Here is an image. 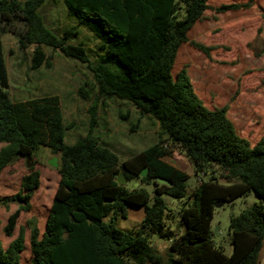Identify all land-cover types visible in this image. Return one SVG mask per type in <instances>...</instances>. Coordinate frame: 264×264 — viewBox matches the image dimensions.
I'll list each match as a JSON object with an SVG mask.
<instances>
[{"label":"trees","instance_id":"trees-1","mask_svg":"<svg viewBox=\"0 0 264 264\" xmlns=\"http://www.w3.org/2000/svg\"><path fill=\"white\" fill-rule=\"evenodd\" d=\"M45 1L0 0V175L20 158L32 161L43 147L60 157V182L44 231L36 220L27 221L6 248L0 242V264H21L26 228L31 264H259L264 249V140L251 147L227 117L228 105L208 108L186 70L173 75L180 48L207 11H240L255 0L218 8L209 0H61L78 27L86 28L98 42L94 61L84 45L69 43L78 35L76 28L61 37L46 26L40 13ZM8 33L17 37L22 49L36 46L33 69L47 62L43 46L87 64L98 99L130 102L140 116L156 123L159 142L124 162L100 147L91 132L66 146L65 135L72 126L64 123L58 96L11 99L2 43V35ZM197 47L210 57V48ZM78 94L88 100L85 87ZM96 111L95 104L89 110L91 129ZM173 151L185 157L200 178L192 204L181 211L185 229L181 234L168 226L162 198L185 197L189 175L168 161ZM144 169L146 177L141 176ZM121 175L138 186L119 184ZM158 177L173 187L158 185L154 181ZM40 186L41 173L34 165L22 178L19 192L6 200L19 205L3 228L6 237H14L20 215L31 210ZM250 193L261 202L231 218L232 254L227 256L213 239L214 210L217 204ZM130 207L143 208L145 217L138 228L122 231L115 222L127 218ZM156 235L169 242L165 253L153 246Z\"/></svg>","mask_w":264,"mask_h":264},{"label":"rangeland","instance_id":"rangeland-1","mask_svg":"<svg viewBox=\"0 0 264 264\" xmlns=\"http://www.w3.org/2000/svg\"><path fill=\"white\" fill-rule=\"evenodd\" d=\"M246 2L248 0H209L212 8ZM40 13L46 26L61 37H64L66 30L76 28L78 35L69 43L84 45L90 59H97L98 42L86 28L78 27L77 18L61 0H46ZM18 28L21 31L23 26ZM188 37L189 42L178 52L173 75L186 70L194 91L208 108L228 105L227 117L236 132L254 147L264 140V0H255L253 6L240 11L219 14L214 10L207 11L204 19L196 23L188 33ZM2 43L9 75L7 91L11 99L24 102L58 96L64 123L72 126L65 135L66 146L74 145L91 132L100 147L110 149L124 162L159 142L160 131L156 123L140 116L130 102L117 98L98 99L97 86L87 64L65 57L60 50L43 46L47 62L33 69L32 58L36 46L22 49L17 37L11 33L2 35ZM198 44L211 49L210 57L197 47ZM82 87L89 93L88 100L78 94ZM95 104L96 124L91 129L89 110ZM54 158L58 160L57 168L49 164ZM168 161L176 163L189 175L183 199L162 197L166 204L168 226L175 233L181 234L185 230L181 224V211L192 204L200 178L177 151H173ZM34 165L41 173V186L31 199V210L20 215L13 238L17 237L20 227H26L27 221L31 219L36 220L40 230L44 231L60 182V157L53 155L49 148L42 147L32 161L20 158L0 175V242L5 248L12 238L4 235L3 228L19 207L16 202L6 200L19 192L22 178ZM203 180L208 181V177ZM123 185L129 189L138 186L127 180ZM148 190L153 192L152 187H148ZM260 202L254 193H250L214 210L211 224L213 239L215 245L223 248L227 256L232 254L229 233L231 218ZM144 217L143 208L130 207L128 217H119L115 226L122 231H131L140 226ZM110 220L111 216L105 219L106 222ZM26 234L29 235L28 228ZM152 242L161 253H165L169 247V242L157 235L152 237ZM29 246L28 243L27 250L22 253L21 264H31ZM259 264H264V249Z\"/></svg>","mask_w":264,"mask_h":264},{"label":"water","instance_id":"water-1","mask_svg":"<svg viewBox=\"0 0 264 264\" xmlns=\"http://www.w3.org/2000/svg\"><path fill=\"white\" fill-rule=\"evenodd\" d=\"M51 166L57 168L58 167V160L56 158L52 159L49 163ZM148 174V170L147 169H144L141 173V176L142 177H146ZM154 181L158 184V185H161V186H168V187H173V183L165 178H161V177H158L156 179H154ZM118 183L119 184H126V179L121 175L119 178H118ZM222 206H224L223 203L221 204H217L216 205V209H219L221 208Z\"/></svg>","mask_w":264,"mask_h":264},{"label":"crops","instance_id":"crops-1","mask_svg":"<svg viewBox=\"0 0 264 264\" xmlns=\"http://www.w3.org/2000/svg\"><path fill=\"white\" fill-rule=\"evenodd\" d=\"M186 159V158H185ZM188 162V161H187ZM170 163H172L176 168H178V169H180L181 171H184L181 167H179L176 163H174V162H170ZM189 163V162H188ZM189 165H190V163H189ZM191 166V165H190ZM192 167V166H191ZM185 172V171H184ZM40 229V228H39ZM41 231V230H40ZM43 231H41V233H42ZM15 238H12V240L11 241H13ZM11 243V242H10ZM28 243H29V245H30V242H29V235L28 234H26V241H25V251L27 250V247H28ZM30 247V246H29ZM21 258H22V254H21Z\"/></svg>","mask_w":264,"mask_h":264}]
</instances>
